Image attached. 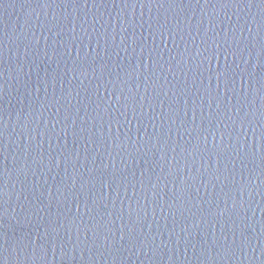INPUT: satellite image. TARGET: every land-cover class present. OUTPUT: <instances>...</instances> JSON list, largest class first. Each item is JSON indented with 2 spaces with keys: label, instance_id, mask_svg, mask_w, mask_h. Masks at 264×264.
<instances>
[{
  "label": "water",
  "instance_id": "1",
  "mask_svg": "<svg viewBox=\"0 0 264 264\" xmlns=\"http://www.w3.org/2000/svg\"><path fill=\"white\" fill-rule=\"evenodd\" d=\"M262 132L261 0H0L4 264H264Z\"/></svg>",
  "mask_w": 264,
  "mask_h": 264
},
{
  "label": "snow or ice",
  "instance_id": "2",
  "mask_svg": "<svg viewBox=\"0 0 264 264\" xmlns=\"http://www.w3.org/2000/svg\"><path fill=\"white\" fill-rule=\"evenodd\" d=\"M261 4H264V0H261ZM228 54H229L228 51L225 50V52H224V55H225V64L223 65L222 68H219V69L215 70V74H216V76H217L218 79L220 77H223L224 78L225 85H227L228 81L230 79H232L234 77V75H235L234 70H230V66L227 63V56H228ZM216 55L217 56L219 55V49H217ZM205 59H207L210 62L211 59H212V53H209V55L207 57H205ZM260 140L261 141H264V132L261 133ZM181 191H183V186L181 187ZM121 239H123V236H121ZM0 264H4V262L3 261H0Z\"/></svg>",
  "mask_w": 264,
  "mask_h": 264
}]
</instances>
